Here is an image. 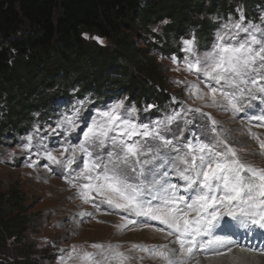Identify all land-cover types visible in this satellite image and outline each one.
<instances>
[{
    "label": "snow or ice",
    "instance_id": "obj_1",
    "mask_svg": "<svg viewBox=\"0 0 264 264\" xmlns=\"http://www.w3.org/2000/svg\"><path fill=\"white\" fill-rule=\"evenodd\" d=\"M243 21L241 14L239 21L223 24L210 50L203 54L198 53L194 33L182 41L181 49L185 71L198 77L189 85L190 94L207 99V107L234 114L244 111L245 97L264 98V28ZM95 39L103 43L99 37ZM172 61L179 63L175 57ZM88 103L87 97L76 100L55 127L48 129L53 134L63 133L66 142L60 149L48 148L43 137L34 145L38 127L25 136L23 149H42L44 158L62 169L63 178L84 204L97 210L107 205L109 210L123 213L126 223L116 225L118 230L136 225L138 220L145 227L158 222L162 227L157 230L174 240L171 247L167 243L151 247L136 243L127 251L119 243H92L93 251L72 245L60 249L58 264H129L133 251L147 253L161 264H201V253L225 256L237 247L241 252L257 251L241 247L234 238L241 231L248 235L259 230L264 240V167L241 157L243 148L234 144L246 141L229 142L217 130L218 122L200 107H188L187 111L208 118L211 137L201 139L193 134L181 141L173 134L169 138V126L183 119L181 112L151 124L141 123L136 107L126 108L124 100L97 109L81 129V115ZM250 119L264 121V115ZM78 129L79 142L73 144L67 137ZM246 135L258 141L259 154L264 155V140L251 129ZM232 264L241 261L234 257Z\"/></svg>",
    "mask_w": 264,
    "mask_h": 264
},
{
    "label": "trees",
    "instance_id": "obj_2",
    "mask_svg": "<svg viewBox=\"0 0 264 264\" xmlns=\"http://www.w3.org/2000/svg\"><path fill=\"white\" fill-rule=\"evenodd\" d=\"M241 14L259 22L264 0H0V138L31 126L34 113L47 121L58 102L86 97L91 108L124 100L140 117L166 114L177 97L158 59L181 58L193 33L207 50ZM22 204L0 193V246L25 230Z\"/></svg>",
    "mask_w": 264,
    "mask_h": 264
},
{
    "label": "rangeland",
    "instance_id": "obj_3",
    "mask_svg": "<svg viewBox=\"0 0 264 264\" xmlns=\"http://www.w3.org/2000/svg\"><path fill=\"white\" fill-rule=\"evenodd\" d=\"M236 21L239 19L228 20V22ZM243 24H253L264 28V14L257 23L243 21ZM162 28L163 25L160 24L157 30L160 32ZM99 40L103 41L101 44L105 43L104 40ZM210 48L201 51L197 47V50L199 54H203ZM184 56L185 53L182 51L181 58L175 57L179 62L176 64L172 59L168 61L164 58L158 59L161 63L162 73L167 79L166 83L170 85L171 91L177 97L176 105L166 114L152 120L140 117L136 113L137 120L141 123L151 124L153 121L163 120L173 112H181L183 119L169 126V138L175 134L183 141L191 139L195 134L204 139L206 135L209 137L212 135L209 130L208 118L199 113L187 111L188 107H200L204 112L210 113L211 118L218 122L217 130L221 131L229 142L246 141L245 144H234V146L238 149L243 148L240 155L247 163L264 167V155L259 154L261 150L258 141L246 135L251 129L259 136L260 140H264V127L257 126L264 124V121L250 119L252 116L264 115V98L259 95L255 99L245 97L244 111L235 114L220 107L205 106L208 103L207 99H197L190 94L189 85L197 81L198 77L185 71ZM176 68H179L180 71H175ZM136 81L133 84H137L139 80L136 79ZM177 81L184 83H177ZM201 87H204L203 83H201ZM76 100L79 99H73L70 103L66 102L65 104L63 101L58 102L56 117L53 116L47 121H43L44 119H41L39 114L34 113L31 126L21 133L7 134L0 138V193L5 197L16 194L23 203L21 207L27 209L24 216L29 219L19 238L9 240L5 247L0 246V264H58L60 249L77 245L78 248L93 251L89 245L97 242L119 243L125 251L131 249L132 245L136 243L149 247L165 243L172 246L171 241L174 240V237L158 231L157 229L162 227L158 222H149L151 226L145 227L138 220L136 225H129L123 231L118 230L116 225L126 223L122 219L123 213L113 212L108 209L107 205H100L97 210L91 204H84L76 198V190L71 188L63 178L62 169L57 165L49 164L44 158L42 149L35 146L31 152L23 149L25 136L32 133L37 127L40 131L33 141L34 145L43 137L48 148L60 149L61 145L66 142L63 133L53 134L48 129L55 127V122L62 113L71 109ZM5 104V102L0 103V122L5 116L6 110H3ZM91 105L88 103L82 112L81 129L99 109L91 108ZM79 138L80 129L69 134L67 140L76 144L79 142ZM10 153L15 155H10ZM251 153L257 154L251 155ZM56 155H59V152H56ZM30 163L33 165L32 167L28 166ZM45 164H49V167H45ZM81 212L92 213V215L81 216ZM242 237L243 241L239 242L241 247L255 248L256 252L260 253L264 251V249L258 248L264 245L260 234L257 239ZM129 254L134 257L129 264L161 263L147 253L133 251ZM199 255L209 260L211 264H218L217 258L223 257L209 253ZM140 256L144 258L142 260L135 258ZM224 264H228V261H224Z\"/></svg>",
    "mask_w": 264,
    "mask_h": 264
},
{
    "label": "bare ground",
    "instance_id": "obj_4",
    "mask_svg": "<svg viewBox=\"0 0 264 264\" xmlns=\"http://www.w3.org/2000/svg\"><path fill=\"white\" fill-rule=\"evenodd\" d=\"M259 234H260L259 230L256 233L248 234V235H244L243 231H241L234 238L238 239L239 242H241V240L243 241L242 236H244V238L249 237L250 239H252V238L257 239V238H259ZM258 248L264 249V245H262ZM198 257L201 260V264H211L209 260L200 257V255ZM234 257L239 259L241 261V264H264V255H261L260 252H252V253L241 252L240 248H233L232 253H226L225 256H223L221 258H217L218 264H224V261L225 262L228 261V264H232Z\"/></svg>",
    "mask_w": 264,
    "mask_h": 264
}]
</instances>
